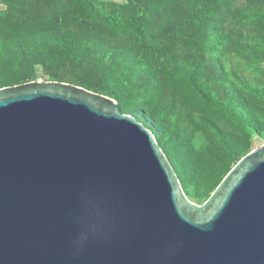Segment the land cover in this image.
<instances>
[{
	"label": "water",
	"instance_id": "95a60500",
	"mask_svg": "<svg viewBox=\"0 0 264 264\" xmlns=\"http://www.w3.org/2000/svg\"><path fill=\"white\" fill-rule=\"evenodd\" d=\"M0 264H264V144L196 205L116 101L2 88Z\"/></svg>",
	"mask_w": 264,
	"mask_h": 264
},
{
	"label": "trees",
	"instance_id": "16d2710c",
	"mask_svg": "<svg viewBox=\"0 0 264 264\" xmlns=\"http://www.w3.org/2000/svg\"><path fill=\"white\" fill-rule=\"evenodd\" d=\"M36 67L116 101L196 205L264 141V0H0V89Z\"/></svg>",
	"mask_w": 264,
	"mask_h": 264
},
{
	"label": "rangeland",
	"instance_id": "374dc122",
	"mask_svg": "<svg viewBox=\"0 0 264 264\" xmlns=\"http://www.w3.org/2000/svg\"><path fill=\"white\" fill-rule=\"evenodd\" d=\"M101 1H107V2H119V3H122L124 0H101ZM235 67V60L232 59V58H229L228 62H227V68L228 69H231V68H234ZM37 68V75H38V79L37 81H40L42 82V75H40V68L39 67H36ZM264 144V141H254L253 143V147H252V150L263 145Z\"/></svg>",
	"mask_w": 264,
	"mask_h": 264
},
{
	"label": "built area",
	"instance_id": "2783aa9c",
	"mask_svg": "<svg viewBox=\"0 0 264 264\" xmlns=\"http://www.w3.org/2000/svg\"><path fill=\"white\" fill-rule=\"evenodd\" d=\"M40 82V81H39ZM43 82V81H42Z\"/></svg>",
	"mask_w": 264,
	"mask_h": 264
}]
</instances>
